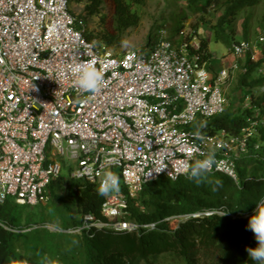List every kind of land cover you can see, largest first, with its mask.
Wrapping results in <instances>:
<instances>
[{"label": "built area", "instance_id": "2783aa9c", "mask_svg": "<svg viewBox=\"0 0 264 264\" xmlns=\"http://www.w3.org/2000/svg\"><path fill=\"white\" fill-rule=\"evenodd\" d=\"M84 29L69 0H0V202L48 201L50 182L62 170L59 158L67 156L77 163L73 176L98 187L111 170L122 184L102 203L109 222L87 213L81 225L55 230H136L138 224L123 219L126 199L160 177L186 178L182 170L201 152H215L211 173L237 178L235 158L248 151L251 134L264 126L262 108L253 107L237 133L200 130L225 111L224 83L238 69L237 62L213 70L194 31L180 29L179 42L161 40L152 49L147 43L145 51L115 53ZM262 47L264 23L254 43L240 38L230 45L238 57L250 51L254 61L263 58ZM88 61L105 77L95 93L76 84L74 67ZM213 213L228 214L221 207L209 208L179 215L178 222L181 216ZM0 225L26 230L1 220ZM143 226L154 229L156 223Z\"/></svg>", "mask_w": 264, "mask_h": 264}, {"label": "trees", "instance_id": "16d2710c", "mask_svg": "<svg viewBox=\"0 0 264 264\" xmlns=\"http://www.w3.org/2000/svg\"><path fill=\"white\" fill-rule=\"evenodd\" d=\"M105 1L110 5L109 13L102 11ZM145 1L69 0L76 16L74 7L85 3L84 12L91 19L96 16L104 25L98 38L108 47L121 46L127 30L140 23L139 8ZM263 1L186 0L191 10L201 13L199 20L205 19L212 7L219 12L211 24L212 38L227 47L237 39L234 23L239 14ZM250 17L246 13L241 22L243 38L247 40H250ZM193 27L192 32L199 34L197 24ZM86 35L91 37L94 33L86 32ZM200 37L202 48L207 50L205 57H210V39ZM262 49L263 58L256 61L251 60V52H247L241 77L248 91L253 86L259 90L257 95L252 92L250 106H240L236 111L228 107L206 120L200 130L216 133L224 128L229 133H237L246 124L253 107L260 106L264 112V72L258 73L259 67L264 68V47ZM253 72H257V76L249 79ZM248 141V151L235 158L236 179L223 172H213L200 184L185 177L177 180L160 177L144 183L135 196L126 199L124 209L123 219L138 224L136 230L91 226L82 229L76 240L71 234L59 233L81 225L87 213L109 222L101 211L106 196L99 195L97 186L87 180L73 182L70 200L63 192H58V187L64 183L61 175L50 182V197L58 199L63 206L69 202L70 214L58 225L64 230L53 231L45 226L33 228L31 224L36 221L29 219L26 225L21 224L18 206L26 204L7 198L0 202V220L13 228L26 230H11L0 225V264H254L250 262L246 247L255 246L256 241L246 224L255 201L264 196V126L257 127ZM254 143H258V148H254ZM217 179L219 184L215 183ZM219 207L228 214L189 216L178 222L179 215ZM150 222L156 223L154 229L143 226Z\"/></svg>", "mask_w": 264, "mask_h": 264}, {"label": "rangeland", "instance_id": "374dc122", "mask_svg": "<svg viewBox=\"0 0 264 264\" xmlns=\"http://www.w3.org/2000/svg\"><path fill=\"white\" fill-rule=\"evenodd\" d=\"M84 4L81 3L74 7L77 17L83 19L85 23V30L87 33L92 32L94 35L98 36L102 32L104 25L98 22L97 17L91 19L84 12ZM141 11V21L140 23L127 30L125 39L121 46L110 47V49L115 53H120L127 48H138L139 50L145 51L146 44H149V48L152 49L155 44L161 40H170L179 42L182 38L180 29L183 28L186 33L193 31L194 25L197 24V31L199 36H205L209 40L208 52L210 54L209 65L213 70L218 71L223 67H230L233 62L238 63V69L232 73V76L226 80L224 83V94L227 99V106L231 107L234 111L238 110V107L244 106L248 107L250 105L251 94H258V87L253 86L251 91H248V86L243 84L242 78L244 63L246 62L248 56L243 55L238 57L231 52L230 46H224L222 42H216L212 38V26L216 16L219 14L215 11V8H211L209 13H206V17L203 20H199L201 13L199 11L191 10L186 0H146L144 5L139 8ZM102 11L105 13L110 12V5L105 1ZM247 11V12H246ZM239 14L235 21V38L240 39L243 37L242 20L249 13L251 17L249 18V30H250V40L254 43L257 28L264 22V1L259 5H256L249 10H246ZM82 15L80 17L79 15ZM183 14V15H182ZM183 16H185L183 18ZM157 21V22H156ZM156 22V25H154ZM154 25V26H153ZM177 29L178 32L176 31ZM176 31V32H175ZM257 72L251 73L249 79L255 78ZM262 74V71H258ZM250 92V93H249ZM248 96V98H246ZM62 164L61 179L64 181L63 185L58 187V192H63L68 200L71 198L70 192H73V182L84 181V178H77L73 176L72 173L77 168V163L75 159L70 157L62 156L59 158ZM116 171L118 168H115ZM120 177V175H119ZM122 180L120 177V186ZM119 186V188H120ZM59 192V194H60ZM69 202L66 206H63L58 199L49 197L48 201L41 202L36 205H21L18 206L22 214V223L26 225V220H32V227L47 226L50 230L56 231L59 228V224H62L63 218H67L70 214ZM186 219V216H181L180 220ZM46 220V221H45ZM35 223V224H34ZM76 231V230H74ZM59 232L64 235L71 234L72 238L76 240L80 236V232Z\"/></svg>", "mask_w": 264, "mask_h": 264}, {"label": "clouds", "instance_id": "9594fccd", "mask_svg": "<svg viewBox=\"0 0 264 264\" xmlns=\"http://www.w3.org/2000/svg\"><path fill=\"white\" fill-rule=\"evenodd\" d=\"M73 70L77 74L76 84L83 91L95 93L105 85L104 73L95 66L93 61L78 63ZM200 156V159L185 166L182 170L186 178L192 180L196 184H200L203 180L207 179L208 174L213 171V166L216 163L214 150L201 152ZM215 183L219 184L220 180L217 179ZM119 186V175L114 171L108 170L104 173L103 178L98 184L97 193L101 196H107L111 191H118ZM246 228L251 230L256 241L255 246L246 247L250 262H254V264H264V196H261L255 201V207L248 216ZM81 233L82 231L80 234Z\"/></svg>", "mask_w": 264, "mask_h": 264}]
</instances>
